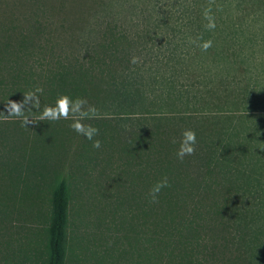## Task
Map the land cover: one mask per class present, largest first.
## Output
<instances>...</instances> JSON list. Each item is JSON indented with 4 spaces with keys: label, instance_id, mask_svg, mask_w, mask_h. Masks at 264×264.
<instances>
[{
    "label": "trees",
    "instance_id": "trees-1",
    "mask_svg": "<svg viewBox=\"0 0 264 264\" xmlns=\"http://www.w3.org/2000/svg\"><path fill=\"white\" fill-rule=\"evenodd\" d=\"M199 1L182 4L195 20ZM119 2L0 0V264H264V129L245 124L247 115L229 113L191 121L151 114L145 126L142 119L120 126L135 115L138 97L115 67L131 64L129 52L140 35L117 21L128 8ZM240 2L264 13V0ZM211 33L192 35L207 43ZM74 34L82 44L75 53L63 38L71 41ZM231 42L234 57L246 48L264 51V34L260 41L252 35L243 44ZM37 88L43 89L36 93L38 108L25 102ZM61 95L97 109L83 123L99 129L94 139L100 149L73 131L71 120H40ZM102 101L115 106L119 122L104 117ZM12 103L23 106L21 117L9 114ZM186 129L196 133V151L181 161L176 152ZM66 153L70 169L58 174L56 158ZM81 163L100 167L111 187L108 199L96 198L97 209L75 199L80 183L89 186L74 177ZM165 177L170 186L150 203V190ZM44 184L45 213L38 208ZM19 204H28L36 222L20 252L13 246L23 242L15 218ZM96 217L97 230L89 235Z\"/></svg>",
    "mask_w": 264,
    "mask_h": 264
},
{
    "label": "rangeland",
    "instance_id": "rangeland-1",
    "mask_svg": "<svg viewBox=\"0 0 264 264\" xmlns=\"http://www.w3.org/2000/svg\"><path fill=\"white\" fill-rule=\"evenodd\" d=\"M120 1V4L128 3V8L123 14L118 8L121 14L117 21L126 30L140 35L137 38L139 45L133 46L129 52L131 58L137 57L139 62L131 63L125 68L115 67L122 72V77L129 85L127 89L137 91L138 97L134 100L137 101L135 115L124 118L126 121L120 122V126L125 128L130 126L133 124L132 119H142L145 126L147 122L145 120L152 119L149 116L151 114L191 121L188 118L213 119L229 113L230 117L247 115L245 124L258 123L264 129V51L246 48L243 57H234L231 52L233 48L231 41L243 44L252 35H255L258 41L262 39L263 8L250 9L247 4L242 5L240 0H200L199 7L196 8L199 19L195 20L189 13H185V9L183 10L182 4H191V0ZM210 8H214L213 17L208 14ZM118 9L114 13H117ZM256 16H259L260 21ZM207 29L212 32L210 35L212 40L210 39L211 47L205 51L204 38H198L197 42V37L195 38L192 33L194 31L202 33ZM236 29L240 30L238 32L240 34L235 33ZM75 33L80 34L79 31ZM73 37L70 41L68 36H63L67 49L75 53L82 44L75 34ZM202 42L204 44H201ZM213 45H216L218 50H215ZM222 46L228 47L224 53H220ZM125 101L128 100H124L122 104H125ZM102 110L105 112V118L119 122L116 118L117 110L110 102L102 101ZM195 114L200 115L194 116ZM171 123L180 121L173 120ZM149 124L154 125L152 120ZM181 125L186 126L184 123ZM69 161L72 163L69 153L56 158L60 170L58 174L70 169ZM85 166L86 164L81 163L79 168L74 169L75 178L83 177L89 181V186L79 184L75 199L77 202L80 198L82 201L87 200L89 205L95 203L93 207L97 209L96 198L108 199L112 195L111 187L107 183V177L102 181L99 175L100 167ZM50 180H54L53 176ZM40 187L38 195L43 196L41 200H48L47 185ZM42 203L43 206L38 208L45 213L49 204L47 201ZM27 206L28 204H19L15 217L19 219L21 228L19 238H22L23 242L21 245L16 242L13 246L19 252L20 246L26 248L25 236L29 225L36 224L28 214ZM98 222L97 217L90 221L89 235L97 230ZM106 224L104 222L103 230L106 229ZM40 249L44 250L43 245ZM9 260L8 263H12L13 259Z\"/></svg>",
    "mask_w": 264,
    "mask_h": 264
},
{
    "label": "clouds",
    "instance_id": "clouds-1",
    "mask_svg": "<svg viewBox=\"0 0 264 264\" xmlns=\"http://www.w3.org/2000/svg\"><path fill=\"white\" fill-rule=\"evenodd\" d=\"M211 47V42H207L203 45V50H207ZM139 62V58L133 57L131 63L136 64ZM43 89L37 88L35 92H29L25 96V102L34 104L39 107V97L36 93L42 92ZM87 101L82 98L73 100L67 95H61L55 103V106H45L40 116V120L59 121V120H71L70 128L79 135H83L87 140L92 141V146L95 149H100L101 142L95 140L94 137L99 135V129L91 125L83 123L84 119L94 118L97 109L94 106H88ZM23 106L12 103L9 114L16 117L23 115ZM175 143V141H173ZM197 138L195 131L186 129L182 133V139L180 141V147L176 152L177 159L183 161L185 156H192L196 151ZM167 177L158 181L150 190L149 197L150 203H158V197L163 188L169 187Z\"/></svg>",
    "mask_w": 264,
    "mask_h": 264
}]
</instances>
